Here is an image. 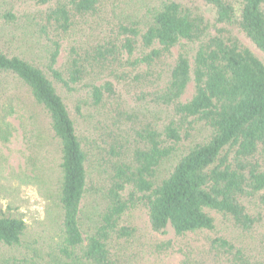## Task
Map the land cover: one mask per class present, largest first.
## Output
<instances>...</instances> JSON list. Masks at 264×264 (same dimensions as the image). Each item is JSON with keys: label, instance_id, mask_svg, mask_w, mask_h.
<instances>
[{"label": "trees", "instance_id": "trees-1", "mask_svg": "<svg viewBox=\"0 0 264 264\" xmlns=\"http://www.w3.org/2000/svg\"><path fill=\"white\" fill-rule=\"evenodd\" d=\"M128 6L55 0L38 14L47 41L41 60L0 39V140L10 134L5 118L25 95L44 113L60 155V237L50 257L56 264H139L133 229L121 224L137 207L147 210L153 232L170 226L176 236L214 230L210 211L244 234L264 219V64L230 28L264 54V0ZM203 6L213 9L212 23ZM69 35L66 60L56 67ZM188 43H198L192 65ZM190 83L193 94L183 100ZM70 95L77 96L71 108ZM178 152L159 177L160 164ZM25 231L23 219L1 216L0 247L19 246ZM254 243L217 235L198 262L186 257L183 264H264V233Z\"/></svg>", "mask_w": 264, "mask_h": 264}, {"label": "rangeland", "instance_id": "rangeland-1", "mask_svg": "<svg viewBox=\"0 0 264 264\" xmlns=\"http://www.w3.org/2000/svg\"><path fill=\"white\" fill-rule=\"evenodd\" d=\"M54 1L40 5L38 0H0V39L18 51L17 53L41 60L46 52L47 41L40 25L37 24L38 14L45 11ZM154 1L129 0L128 9L144 11ZM201 10L212 23L213 9L203 6ZM8 13L13 17H9ZM230 28L264 64V54L256 50L237 29L232 26ZM209 34H214L212 27ZM70 42V35L61 41L56 67L65 62ZM197 46L198 43H188L185 46L189 49L191 65ZM178 52L179 46L172 49L174 57ZM139 53L137 50L130 59H134ZM126 58L127 56L123 55V59ZM113 82L126 99V105L130 109H136L131 95L126 94L122 84ZM192 94L193 86L190 83L183 100L189 99ZM74 96L67 97L66 102L70 108L77 98ZM15 103V111L5 118L10 134L7 140H0V217L13 216L23 219L26 231L19 246L0 247V264H56L50 257L60 237L57 193L61 174L57 143L48 130L44 113L35 107L27 96H22V100ZM203 133L199 132L198 136L201 137ZM180 154L181 152L173 154L160 164L159 177L174 166ZM261 193L264 195V191ZM209 214L214 217V230L185 236H176L170 226L163 233L153 232L149 226L148 212L143 207L126 212L121 224L133 229L130 244L140 250L139 264H183L186 257L198 262L201 259L199 251L207 247L209 238L224 235L252 247L257 235L264 233V219L252 232L244 234L235 229L221 214L215 211H210ZM167 241L171 242L169 249L162 251L157 248L160 243Z\"/></svg>", "mask_w": 264, "mask_h": 264}]
</instances>
